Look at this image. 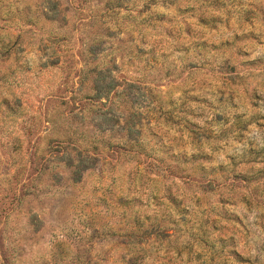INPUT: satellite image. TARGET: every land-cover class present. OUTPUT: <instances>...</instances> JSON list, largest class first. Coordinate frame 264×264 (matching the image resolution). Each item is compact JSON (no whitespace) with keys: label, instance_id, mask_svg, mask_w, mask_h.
Instances as JSON below:
<instances>
[{"label":"rangeland","instance_id":"1","mask_svg":"<svg viewBox=\"0 0 264 264\" xmlns=\"http://www.w3.org/2000/svg\"><path fill=\"white\" fill-rule=\"evenodd\" d=\"M0 264H264V0H0Z\"/></svg>","mask_w":264,"mask_h":264},{"label":"trees","instance_id":"2","mask_svg":"<svg viewBox=\"0 0 264 264\" xmlns=\"http://www.w3.org/2000/svg\"><path fill=\"white\" fill-rule=\"evenodd\" d=\"M99 75H104V71L101 69L100 72L98 73Z\"/></svg>","mask_w":264,"mask_h":264}]
</instances>
